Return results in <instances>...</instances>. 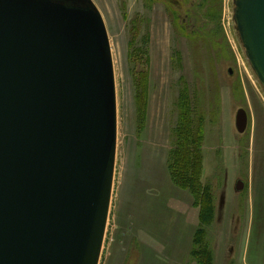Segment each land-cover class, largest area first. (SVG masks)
Instances as JSON below:
<instances>
[{"label": "rangeland", "instance_id": "1", "mask_svg": "<svg viewBox=\"0 0 264 264\" xmlns=\"http://www.w3.org/2000/svg\"><path fill=\"white\" fill-rule=\"evenodd\" d=\"M93 1L110 38L118 106L99 264H199L200 200L170 168L186 94L194 121L203 117L196 176L212 201L203 226L210 264H264V87L235 0Z\"/></svg>", "mask_w": 264, "mask_h": 264}, {"label": "water", "instance_id": "2", "mask_svg": "<svg viewBox=\"0 0 264 264\" xmlns=\"http://www.w3.org/2000/svg\"><path fill=\"white\" fill-rule=\"evenodd\" d=\"M234 19L264 87V0H235ZM247 119L240 109V132ZM117 141L94 1L0 0V264H99Z\"/></svg>", "mask_w": 264, "mask_h": 264}, {"label": "trees", "instance_id": "3", "mask_svg": "<svg viewBox=\"0 0 264 264\" xmlns=\"http://www.w3.org/2000/svg\"><path fill=\"white\" fill-rule=\"evenodd\" d=\"M188 95L189 94H186L183 98L184 102L182 104L183 111L181 112V123L178 125L177 144L173 149V158L170 168L174 181L179 185L190 187L194 190L192 193H196L197 197H199V219L201 225L197 228L194 236V243L196 248H199V251L193 253H197L195 255L198 256L199 264H210L212 256L209 255L210 252L208 250L205 229L203 226L208 222V215L211 213L212 201L210 199V194L206 193V189L209 188L202 189L199 179H197L198 176H196V171L201 160L199 143L203 131V117L200 115L197 122L194 121L190 106L191 102Z\"/></svg>", "mask_w": 264, "mask_h": 264}]
</instances>
